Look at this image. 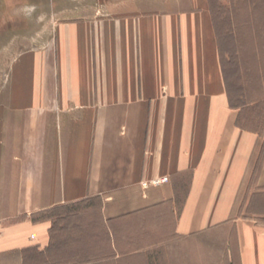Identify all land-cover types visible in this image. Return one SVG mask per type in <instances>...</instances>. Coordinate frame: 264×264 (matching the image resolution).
<instances>
[{
  "label": "crops",
  "instance_id": "obj_1",
  "mask_svg": "<svg viewBox=\"0 0 264 264\" xmlns=\"http://www.w3.org/2000/svg\"><path fill=\"white\" fill-rule=\"evenodd\" d=\"M8 3L15 15L20 4ZM48 4L51 20L13 65L20 148L0 181L10 191L0 259L65 264L52 223L38 218L98 201L105 223L126 222V239L161 224L189 243L174 264H264V119L247 127L251 107L233 101L209 0ZM112 231L99 264H152L166 249L119 250Z\"/></svg>",
  "mask_w": 264,
  "mask_h": 264
},
{
  "label": "rangeland",
  "instance_id": "obj_2",
  "mask_svg": "<svg viewBox=\"0 0 264 264\" xmlns=\"http://www.w3.org/2000/svg\"><path fill=\"white\" fill-rule=\"evenodd\" d=\"M48 1L0 0V181L7 177L4 169L11 167V161L20 148L19 143L13 141L15 128L18 127H15L16 119L19 117L13 106L16 97L20 95L19 81L17 82L13 65L18 56L31 47L30 35L35 34L36 30L39 32L45 29L46 22L51 20V14L41 13L46 9ZM8 2L20 4L17 9L37 3L39 7L42 6V10H38L36 14L34 12L30 18L17 15L16 10L15 15L9 16ZM209 4L221 43L222 61L230 81L233 101L238 106L251 107L247 127L259 128L264 119V0H209ZM9 192L0 189L3 201ZM44 220L52 223L51 236L63 242L64 249L66 248L65 264H99L108 261L111 256L108 253L111 245L109 227L113 229L119 250L125 251L127 245L132 243L138 250L147 246L165 245V250L150 254L149 262L152 264H174L176 246L189 245L169 240L170 237L161 224L156 225L155 232L150 230L151 237H148V233L144 237L143 232L138 230L141 234L138 241L130 237L126 239V222L119 221L111 225L105 223L100 215L98 201L57 209L38 218V221ZM137 228L133 231L136 232ZM180 256L179 261L182 263L183 253ZM27 257L32 263L25 264H49L40 262L37 254ZM117 261L125 264L126 260L120 258ZM145 261L141 255H134L133 259L128 260L134 264ZM0 264L12 263L2 258Z\"/></svg>",
  "mask_w": 264,
  "mask_h": 264
},
{
  "label": "clouds",
  "instance_id": "obj_3",
  "mask_svg": "<svg viewBox=\"0 0 264 264\" xmlns=\"http://www.w3.org/2000/svg\"><path fill=\"white\" fill-rule=\"evenodd\" d=\"M35 10H36L35 5L29 4V5H26L22 8L16 9V14L22 15L25 18H30L34 14Z\"/></svg>",
  "mask_w": 264,
  "mask_h": 264
},
{
  "label": "built area",
  "instance_id": "obj_4",
  "mask_svg": "<svg viewBox=\"0 0 264 264\" xmlns=\"http://www.w3.org/2000/svg\"><path fill=\"white\" fill-rule=\"evenodd\" d=\"M166 180H167L166 178H163V179H160V180L152 181L151 183H152V184H159L160 182H164V181H166ZM144 185H146V184H144ZM31 238H33V236H31Z\"/></svg>",
  "mask_w": 264,
  "mask_h": 264
},
{
  "label": "trees",
  "instance_id": "obj_5",
  "mask_svg": "<svg viewBox=\"0 0 264 264\" xmlns=\"http://www.w3.org/2000/svg\"><path fill=\"white\" fill-rule=\"evenodd\" d=\"M217 37H218V35H217ZM218 38H219V37H218ZM38 258H39L38 260H40V259H41V261H40V262H42V263H43V261H45V260H43V259H44V257H42V255H41V256H39V255H38ZM28 259H29V258H28ZM30 262H31V260H30Z\"/></svg>",
  "mask_w": 264,
  "mask_h": 264
}]
</instances>
